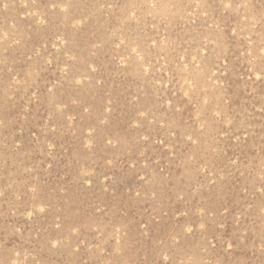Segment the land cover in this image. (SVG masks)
I'll use <instances>...</instances> for the list:
<instances>
[{
  "label": "rangeland",
  "instance_id": "1",
  "mask_svg": "<svg viewBox=\"0 0 264 264\" xmlns=\"http://www.w3.org/2000/svg\"><path fill=\"white\" fill-rule=\"evenodd\" d=\"M0 264H264V0H0Z\"/></svg>",
  "mask_w": 264,
  "mask_h": 264
}]
</instances>
